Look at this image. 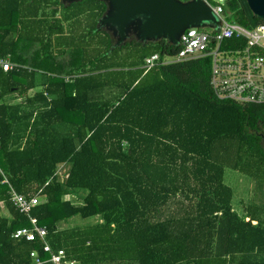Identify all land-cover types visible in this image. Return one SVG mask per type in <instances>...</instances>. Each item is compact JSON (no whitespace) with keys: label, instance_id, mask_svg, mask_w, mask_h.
<instances>
[{"label":"trees","instance_id":"16d2710c","mask_svg":"<svg viewBox=\"0 0 264 264\" xmlns=\"http://www.w3.org/2000/svg\"><path fill=\"white\" fill-rule=\"evenodd\" d=\"M223 5L245 26L264 21L246 0ZM105 10L101 0H0V56L21 64L0 68V264L49 256L39 238L12 236L32 222L10 187L28 199L40 192L30 215L78 264H264V205L239 213L224 180L231 168L264 186V103L219 99L211 56L145 73V57L178 47L133 39L112 49L97 30ZM80 17L89 28L77 43ZM28 54L46 71L22 66ZM172 200L186 210L171 212Z\"/></svg>","mask_w":264,"mask_h":264},{"label":"built area","instance_id":"2783aa9c","mask_svg":"<svg viewBox=\"0 0 264 264\" xmlns=\"http://www.w3.org/2000/svg\"><path fill=\"white\" fill-rule=\"evenodd\" d=\"M221 19L220 29L191 27L181 35L178 51L174 56L153 53L144 59V72L167 62L183 61L192 58L211 56L213 60L211 84L219 99H228L239 104L264 103V21L255 27L245 26L226 16L223 3L212 4L205 0ZM264 20V19H263ZM208 29V30H206ZM242 39L240 48L222 49L221 44L228 38ZM167 58H174L173 60ZM20 66L9 56H0V68L10 71ZM0 171H2L0 169ZM8 182V179H4ZM9 183V182H8ZM38 195L28 199L25 195L10 187V201L22 213L28 214L32 227H22L13 233L16 239L25 238L28 241L40 239L43 251L48 253L42 258L37 250L31 252L33 264H78L69 258L66 250L55 251L47 239L48 231L39 225L36 218L30 215V210L39 204Z\"/></svg>","mask_w":264,"mask_h":264},{"label":"water","instance_id":"95a60500","mask_svg":"<svg viewBox=\"0 0 264 264\" xmlns=\"http://www.w3.org/2000/svg\"><path fill=\"white\" fill-rule=\"evenodd\" d=\"M72 4L83 0H61ZM106 4L97 30H107L120 47L135 39L142 44L166 40L179 46L186 29H220L221 19L205 0H101ZM255 16L264 19V0H246Z\"/></svg>","mask_w":264,"mask_h":264},{"label":"rangeland","instance_id":"374dc122","mask_svg":"<svg viewBox=\"0 0 264 264\" xmlns=\"http://www.w3.org/2000/svg\"><path fill=\"white\" fill-rule=\"evenodd\" d=\"M212 4H217V3H224L225 0H210ZM73 10H76L77 7L74 5ZM62 12V11H61ZM82 20V21H81ZM81 21L76 23V27L73 28L74 31L71 33L73 38L71 39H76V42L78 43L80 38L82 37L83 33V28H89V26H86V22H83L82 17H80ZM90 21L87 20V24H89ZM70 25L67 22L65 24V28L68 30L70 29ZM208 30V29H206ZM66 33H69L65 30ZM154 44V43H153ZM36 45L33 44L32 50H34V47ZM156 47L157 50H159V47L157 45H151L150 48ZM33 52V51H31ZM126 51L125 49L119 50V53L114 56V60L116 58H119V56L125 54ZM168 60L171 59L173 60L174 58H167ZM41 60V57H40ZM112 60V62H114ZM26 65L22 64V66H26L30 69H34L36 73L39 72H45V66L41 65V61H38L34 54H28L26 56ZM63 71H65V66L63 65ZM67 76V75H65ZM225 183L230 186L234 192V197H233V205L234 207L239 211V213L245 214L244 209L247 207L249 203L251 204H259V205H264V186H262V182L256 181L255 179L251 178L250 176L241 173L240 171L231 169V168H226L225 169V176H224ZM168 207H170L171 212H176V213H181L186 208L181 207L180 205H177L173 203V200L169 202ZM4 210V209H3ZM79 220L72 221L71 224H76L79 223Z\"/></svg>","mask_w":264,"mask_h":264},{"label":"crops","instance_id":"0c3cea01","mask_svg":"<svg viewBox=\"0 0 264 264\" xmlns=\"http://www.w3.org/2000/svg\"><path fill=\"white\" fill-rule=\"evenodd\" d=\"M10 59H11V57H10ZM12 61H13V60H12ZM18 64L21 65L20 63H18ZM35 90H36V89H34V90H33V89L30 90V91H29V92H30V95L33 94V93H35ZM17 100H19V99L17 98ZM3 213H4V214H8V212L5 211V210L3 211Z\"/></svg>","mask_w":264,"mask_h":264}]
</instances>
